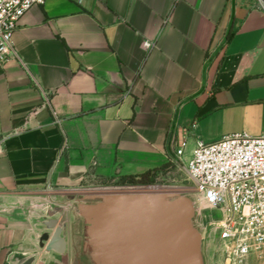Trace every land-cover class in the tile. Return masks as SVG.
Masks as SVG:
<instances>
[{"label": "crops", "instance_id": "crops-1", "mask_svg": "<svg viewBox=\"0 0 264 264\" xmlns=\"http://www.w3.org/2000/svg\"><path fill=\"white\" fill-rule=\"evenodd\" d=\"M12 42L19 60L0 68V264H69L44 250L50 196L164 176L182 141L189 155L198 140L264 133V0H45Z\"/></svg>", "mask_w": 264, "mask_h": 264}, {"label": "water", "instance_id": "water-1", "mask_svg": "<svg viewBox=\"0 0 264 264\" xmlns=\"http://www.w3.org/2000/svg\"><path fill=\"white\" fill-rule=\"evenodd\" d=\"M48 202L44 250L69 257V264H207L197 220L205 210L217 237L221 225L220 212L194 190L83 192ZM70 212L73 244L66 235Z\"/></svg>", "mask_w": 264, "mask_h": 264}, {"label": "built area", "instance_id": "built-area-1", "mask_svg": "<svg viewBox=\"0 0 264 264\" xmlns=\"http://www.w3.org/2000/svg\"><path fill=\"white\" fill-rule=\"evenodd\" d=\"M45 0H0V68L19 60L12 36L18 19L33 5ZM149 47L150 44L145 42ZM47 97V93H44ZM185 142L174 148L179 158ZM191 189L221 215L218 239L226 260L239 264L248 257L264 255V133L255 136L235 132L212 142L196 141L183 166ZM91 192L161 190L156 183L102 184Z\"/></svg>", "mask_w": 264, "mask_h": 264}, {"label": "rangeland", "instance_id": "rangeland-1", "mask_svg": "<svg viewBox=\"0 0 264 264\" xmlns=\"http://www.w3.org/2000/svg\"><path fill=\"white\" fill-rule=\"evenodd\" d=\"M189 158L188 154L183 155L179 158L182 165L186 164L187 159ZM183 166L175 164L173 170L167 173L164 176H159L156 178L155 182L161 190H171V191H191V183L187 178ZM115 181H110L105 184H112ZM214 217H219L218 212H214ZM198 225L204 232L206 236V252L208 254V263L207 264H232L226 260V256L223 251V245L218 239L217 235L211 231L209 225V219L205 210L201 212L200 217L198 218ZM239 264H264V255L262 257H248Z\"/></svg>", "mask_w": 264, "mask_h": 264}, {"label": "trees", "instance_id": "trees-1", "mask_svg": "<svg viewBox=\"0 0 264 264\" xmlns=\"http://www.w3.org/2000/svg\"><path fill=\"white\" fill-rule=\"evenodd\" d=\"M157 170H148L139 175H130L119 178L117 183H125V182H135V183H142V184H149L155 182L156 178L158 177Z\"/></svg>", "mask_w": 264, "mask_h": 264}]
</instances>
